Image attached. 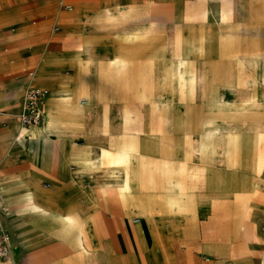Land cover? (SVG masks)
<instances>
[{
  "label": "crops",
  "instance_id": "1",
  "mask_svg": "<svg viewBox=\"0 0 264 264\" xmlns=\"http://www.w3.org/2000/svg\"><path fill=\"white\" fill-rule=\"evenodd\" d=\"M63 1L31 0L26 4L0 0V128L7 123V129L0 131V186L24 192V202L31 195L38 209L50 212L49 216L33 214L34 209L25 203L5 214L0 208V218L12 234L11 252L5 259L0 257V264H30L31 259L37 264H93L94 258L108 264H264V224L254 228L240 219L237 230L239 216H231L233 190L209 187L220 178L236 177L226 170L225 152L216 150L225 140L219 119L225 113L241 116V101L253 93V83L263 92L262 79H253L248 61L239 56L253 48L241 29L246 26L244 19L250 16L253 2H260L264 13V0H183L182 6L180 0H71L73 7L84 8L83 15L70 17L66 27L55 28L52 23L58 19ZM46 6L48 10L43 9ZM222 13H226L225 19ZM34 17L39 25H32ZM170 23L176 25L174 40L168 33ZM224 33L232 39L229 45ZM183 50L188 54L178 74L176 65ZM143 51L145 56H137ZM223 51L229 53L225 56ZM29 67L33 71L24 72ZM256 71L260 75L261 67ZM29 85L49 90L44 114L48 99L54 97L50 109L56 113L47 128L53 134L66 135L64 138L35 136L25 142L27 148L13 140L21 125L16 131V111L23 89ZM66 87L68 99L59 95ZM261 99L256 107L260 111L264 110ZM253 103L250 99V107L244 106L245 116L253 115ZM111 114L120 115L118 123L111 122ZM177 115L182 117L181 124ZM246 123L252 126L254 122ZM234 133L251 157L249 171L243 176L245 199L264 195V164L261 167L260 162L264 129L251 138ZM125 145L150 151L154 161L164 157L174 162L164 189H151L147 170L139 173L138 181L126 191L134 201L121 200L134 208L129 216L107 196L88 204L85 199L91 183L105 178L110 170L105 166L81 171L77 164L91 147H98L103 162L115 165L117 158L128 164L132 159L142 166L144 157L138 152L132 157ZM62 147L65 155L60 153ZM191 151L200 154V159L188 154ZM182 156L185 173L179 168ZM151 177L160 184L164 176L154 172ZM187 179H195L196 187L183 191L180 186ZM142 194L168 195L180 214L170 212L168 201V217L162 218L149 199L152 210L137 212ZM75 211L85 216L79 223ZM18 213L24 216L18 219ZM55 214H65V219L52 230ZM36 227L45 238L34 234ZM77 231L83 242L81 250L76 248ZM235 232L239 233L237 241ZM94 237L101 247L97 255L92 250ZM152 240L159 251L143 253L141 241ZM29 244L32 253L25 250Z\"/></svg>",
  "mask_w": 264,
  "mask_h": 264
},
{
  "label": "rangeland",
  "instance_id": "2",
  "mask_svg": "<svg viewBox=\"0 0 264 264\" xmlns=\"http://www.w3.org/2000/svg\"><path fill=\"white\" fill-rule=\"evenodd\" d=\"M30 1L31 0H23V3L27 4ZM169 4L172 5V8H173V4L171 2H169ZM260 4H261L260 2H253L252 3V10L249 13L250 16L244 19L246 21V26L241 28L242 30H245L247 32L246 36H248V37H247L246 41L248 43H250L253 46V48L250 51V53H246L244 56H239V57L248 61L246 63V65H247V67L252 69L253 79H260V78L262 79L263 92L262 93L260 92L261 90L259 89L258 84L253 83V93L250 96L245 97V98H248L249 100H245V98H243L241 101L242 105L241 104L240 105L242 106V108H240V109L243 110V112L240 113L241 116L232 117V116H229L228 113H225L221 116V118L218 121V125L220 126L221 129H223L224 131L233 130L234 132H236L239 136H241L243 138H251L252 136H254L256 134H260V132L264 129V115H263L264 110L260 111V110H257L258 108H256L258 106V103L262 100L261 98L264 99V13L261 12ZM179 5L180 6L183 5V0L179 1ZM68 6H70V7L72 6V8L69 9ZM73 6H74V4L71 0H64L62 2V5H61L59 17L57 20L53 21L52 26H55V28L66 27L70 23V20H71L70 17H73L75 15L77 16L80 14L83 15V11H84L83 7H81L80 5H78V7H73ZM43 9L48 10L49 8H48V6H46ZM78 11H80V12H78ZM169 18L171 21L174 20V16H173L172 12H171V15ZM180 18L181 17H179V19ZM221 18L225 19L226 13H222ZM31 22H32V25H39V23H40L39 19L37 17L32 18ZM175 32H176L175 23L168 24V33H171V36H173V40L176 37ZM222 35H223L224 42L226 43V45H229L232 42L230 35L227 33H224ZM182 53L183 54H181V56H180L181 57L180 61H179L178 65H176L178 74L181 73V71L179 70L180 69V63L182 62V60H184V58H186L185 55L188 54L186 50H183ZM227 53H229V52L223 51V55L226 56ZM261 53H263V56H261ZM143 55L144 56L146 55V51H143L140 55H137V56H143ZM124 63H125V61H124ZM258 67H261L260 75H257L256 70ZM27 70L33 71V68L29 67L24 72H26ZM24 72H20V73L22 74ZM237 84L240 86H242L243 84L250 85V84H248V82H246V83L238 82ZM33 85H36V84H33ZM25 88H26V86H25ZM261 94L263 95L262 97H261ZM221 97H222V99L228 101L229 103L233 102L232 99H229L228 97H226L224 95H222ZM53 99H54V97H51L48 99L47 110L49 109V107H51ZM250 99L254 102L253 103L254 107H252L254 113H253V115L245 116V107L244 106L246 105V106L250 107L249 106L250 105ZM238 106H239V104H238ZM240 109H238L237 112H239ZM111 116H112L111 122L114 124L118 123L119 118H121L120 115H118V114H111ZM181 118L182 117L179 115L176 116V120H177L178 124H181ZM228 119H232V120L235 119L238 122L235 124H232V122H228ZM249 120L250 121L252 120L254 122L252 124V126H250L249 124L246 123ZM6 124L7 123L2 124L0 131L7 129ZM41 124H38V125H41ZM18 125H19V123H18L17 111H16V130L19 127ZM38 125H36V126H38ZM24 127L29 128L28 126H24ZM30 127L32 128L35 126H30ZM51 134H52L51 135L52 139L53 138L59 139V137L64 138L66 136V135L53 134V133H51ZM12 138L15 141V135H13ZM194 149H195V151H198L196 146L194 147ZM9 153L11 154L12 150H10ZM60 153H61V155H65V151H64L63 147L61 148ZM188 154H191L195 158V160H199L201 157L200 154L196 155L192 151L189 152ZM77 164H78V169L83 171V165H81L80 163H77ZM94 164H95L94 167L90 170H99L105 166L109 167V170L112 168V165L109 163L108 160H106L102 164L98 160H96ZM220 168H223V167H220ZM105 175H106V177L103 179L99 178V179L93 180V182L90 185V193L87 195L85 201L91 205L93 203L98 202L102 196L103 197L107 196V197L111 198L113 201H115L118 205H121L122 207H124L126 215L129 216L130 214L135 213L134 208H132V206L125 205V204H123V202H121V200H119L117 188L121 186L122 182L121 181H114L112 178L108 177V173ZM167 182L168 181L165 178H163L160 185L163 186ZM132 183L134 184V181H132ZM142 187L147 188L145 184H143ZM135 190H136V188H135ZM167 190L168 189H166V191ZM233 193L235 194V199H233L234 209L231 213V216L232 217H238V216L241 217L246 223L249 224L250 227H254V228L259 227L262 224H264V195H263V193L254 194L251 197H248L247 199H245L246 195L243 192L242 193L233 192ZM24 196H25L24 192L12 191L9 187L2 184L0 186V208L2 209L1 212L3 211L4 214L8 213V212H12L14 206L19 207L20 205L25 203L24 202ZM38 196H39V198L48 200L50 203H52V200L49 197L43 198L44 196L39 195V194H38ZM142 197L144 199H149V200L155 202L154 208L158 212V214H161L162 218L168 217V201H169L170 207H171L170 212L179 213L176 209V206L174 204H172L170 202V200L167 199L168 195H163L162 197L159 198L156 196H149L147 194L146 195L142 194ZM21 216H24V215H21L20 213H18L17 218L19 219V218H21ZM74 217L77 218V222H78L80 218H83L85 216L82 215L79 211H75ZM132 218H134V217H132ZM0 219L4 222V220L2 218H0ZM137 219L138 218L135 217L134 220H137ZM61 223H62L61 221L55 219L52 230L59 228ZM40 225L42 226V228L46 232H48V229H45V227H43V225L41 223H40ZM77 228L79 229V227H77ZM36 230H37V232H34V234H37L39 239L45 238L44 237L45 234L40 229V227H36ZM87 231H89V226H88ZM238 234L239 233H236V232L233 233V239L235 241L239 240ZM88 235L90 237V233H88ZM80 239H81V236H79V231H77V242H76L77 247L76 248L81 250V249H83L82 248L83 242H81ZM153 240H155V239H153ZM153 240L149 243H146L145 241H141L140 247L143 250V253H146L147 251H150V250H154V251L158 250V248L154 245ZM91 244L93 246L92 250H93L94 255H97L98 252L101 250V247H100V243L96 237H94V240L91 238ZM169 244L171 245V248H172V243L169 242ZM184 246H185V244H184ZM25 250H29L32 253L33 248L31 246V244L26 246ZM205 259L209 260L207 258H205ZM1 263H3V262H1ZM30 264H37V262L34 259H31ZM58 264H65V263L58 261Z\"/></svg>",
  "mask_w": 264,
  "mask_h": 264
},
{
  "label": "bare ground",
  "instance_id": "3",
  "mask_svg": "<svg viewBox=\"0 0 264 264\" xmlns=\"http://www.w3.org/2000/svg\"><path fill=\"white\" fill-rule=\"evenodd\" d=\"M59 95H61V97H66L68 99V88L67 87L62 88L60 90ZM45 100H46V98H45ZM45 100H44V102H45ZM43 105H44V103H43ZM55 113H56V111L53 109H50V107H49V109L46 111V113L45 114L43 113L42 120L40 122L31 124V125H27L29 128L24 127V125H22L18 121V123L21 124L20 125V132L15 135V141L23 144V146H22L23 148H27L25 142L30 141L35 136H39V137H42L44 139H46V138L52 139L51 138L52 134L48 130L47 127L52 122ZM18 114H19V111L17 112V119H18ZM38 124H41V125H38ZM36 125H38V126H36ZM30 126H35V127L31 128ZM221 134L225 140H222V144L217 146L216 150L218 153L225 152V155L228 158V160L226 162L228 169H226V170H228L232 174H235L236 177L235 178H220L219 183H215V186H212L210 184L209 187L219 188L221 190L230 189V190H233V192H235V193H242V192L245 193V189H246L245 187L247 185H245V178L243 176H244L245 171L249 169V157H250L249 153L246 151V146L244 144H241L240 138H238L237 135L233 131H227V130L224 131L222 129ZM24 140H26V141H24ZM225 143H231V144L225 145ZM108 148L113 149L116 147L109 146ZM123 148H124V150L128 151L132 157L135 156L134 152H138L140 155H142L144 157L143 158L144 162H143L142 166H138L136 163H134L132 161V159L130 160V162L128 164H126L124 162H120L119 159H117V158H116V160L114 159V161L117 164L112 165V168L108 172V177L112 178L114 181H121L122 182L121 186L117 188L119 200L129 201L131 199V201H134L133 197H130V198L128 197V194L126 193V191L132 189L131 188V186L133 184L132 181H134V183L137 182L138 181L137 176L143 170H147V175H149L148 176V184L151 186V189H154V187H156V186H162V185H160L161 183L158 184L151 177L154 172L160 173L162 176H164L163 178H165L168 181V178L166 176L168 175V170L173 169L172 165L174 164V162L168 161V158H164V157H162V160L156 159L154 161V156L150 155L151 152L147 151V150L136 149L132 146H126V145L123 146ZM101 157H102V153H101L100 149L98 147H91L90 152L86 156H83V157L78 159V163L83 165V170H85V169L90 170L94 167V165H95L94 163L96 160H98L101 164L104 163L101 160ZM260 162H261V167H262V165L264 164V149H263V152L261 155V161ZM179 165H180L179 168L182 169V171L185 173L186 162H185L184 156H182V159H180ZM247 180H249V179H247ZM248 183H249V181H248ZM165 185H168V182ZM188 186L189 187H196L195 179L194 180L193 179H187L186 183L184 185L180 186V189L184 191ZM248 187H250V186H248ZM140 201L142 202V204L139 205L140 207H138V212L149 213L150 210H152L148 207L150 201L148 199H142ZM24 206L33 208L34 209L33 214L41 215V216L42 215L43 216H49L50 215L49 211L38 209L37 206L33 203V197L29 194L26 196ZM21 210L24 214L27 215V213L25 212L24 209H21ZM55 217H57V219H59L62 222L65 219V214H63L62 216H57L55 214ZM238 219H239V222H238V225L236 227L237 230L240 229V224H241L240 219H242V218L238 217ZM247 228H248V226H247ZM248 231H250V230H248ZM82 233H83V235L85 234V225L82 227ZM249 234H251V233L249 232ZM245 239L247 240V237ZM85 247L87 250L90 249L89 243L85 242ZM252 248H253V246H252ZM263 256H264V251L261 252V257H263ZM7 257H9V256H7ZM259 261H260V259H259ZM92 263L93 264H108L105 261H100V258L99 259L94 258Z\"/></svg>",
  "mask_w": 264,
  "mask_h": 264
},
{
  "label": "built area",
  "instance_id": "4",
  "mask_svg": "<svg viewBox=\"0 0 264 264\" xmlns=\"http://www.w3.org/2000/svg\"><path fill=\"white\" fill-rule=\"evenodd\" d=\"M49 90L45 87L27 86L22 94L18 121L24 125H31L42 120L43 103ZM12 247V234L6 224L0 219V257L9 256Z\"/></svg>",
  "mask_w": 264,
  "mask_h": 264
}]
</instances>
